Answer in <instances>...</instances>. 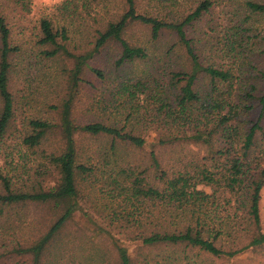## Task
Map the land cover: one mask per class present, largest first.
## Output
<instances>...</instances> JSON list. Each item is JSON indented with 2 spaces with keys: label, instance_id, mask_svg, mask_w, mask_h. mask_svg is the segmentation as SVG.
<instances>
[{
  "label": "trees",
  "instance_id": "16d2710c",
  "mask_svg": "<svg viewBox=\"0 0 264 264\" xmlns=\"http://www.w3.org/2000/svg\"><path fill=\"white\" fill-rule=\"evenodd\" d=\"M98 1L83 0V6ZM211 5V0H196L188 12L169 20L137 11V0H122L120 11L103 28L95 30L92 46L81 54L68 50L65 27H55L51 19L41 18L38 43L45 47L42 56H64L71 59L72 65L66 74L67 90L48 104L49 110L56 114V121L33 115L21 127L15 125L16 97L10 87L11 60L18 47L12 44L8 19L0 12V264H43L46 250L80 208L77 180L91 175L95 167L78 159L75 139L78 133L105 137L108 147L98 157L104 168L111 161L117 168L107 176L112 191H116L109 193L111 197L123 194L131 206L127 211L114 210L110 215L109 223L119 224L118 230H108L116 264H133L129 250L132 244L141 247L168 243L197 248L228 260L243 252L264 249L259 212L264 168L258 167V153L251 156L258 136L264 140V69L255 67L254 79L247 72L244 78L250 77L251 84L243 94L234 79L241 73L234 75L231 67L202 62L194 37L188 31L210 11ZM246 5L252 11H264V3L247 1ZM132 23L147 27L153 41L164 32L174 34L176 40L169 51L179 47L186 54V63L178 68L163 63L160 73L128 83L132 90L129 95L138 97V102H132L133 107L138 105L156 131L152 142L123 127L100 121L80 124L72 115L84 69L98 78L104 77L100 69L88 63L104 46L118 45L119 54L112 60L115 69L147 58L143 47L131 44L125 37ZM246 30L233 28L230 46L235 45L231 49L238 54L245 52L240 51L243 44L240 39ZM260 37L264 42V34ZM257 54H264V50L245 53L244 62ZM252 111L254 119L243 130L241 117ZM12 129L18 132L13 137L19 141L18 145L37 157L30 163L28 154L16 152L25 159L22 176L12 171L16 169L12 166L16 154L13 148H3L6 138L12 136ZM49 134L59 136L60 151L41 150ZM183 144L202 147V156L186 162L178 157L166 170L157 147ZM121 146L149 148L146 161V156L139 162L110 159ZM30 205L46 209L50 219L39 235L24 240L23 229L29 223L26 213L18 209ZM222 235L229 237L226 244Z\"/></svg>",
  "mask_w": 264,
  "mask_h": 264
},
{
  "label": "rangeland",
  "instance_id": "374dc122",
  "mask_svg": "<svg viewBox=\"0 0 264 264\" xmlns=\"http://www.w3.org/2000/svg\"><path fill=\"white\" fill-rule=\"evenodd\" d=\"M247 1L264 3V0H211L210 11L193 23L188 31L189 36L194 37L197 54L204 64L231 67L234 75L241 73L234 79L235 85L240 86L243 94L246 88L250 89L251 84L250 77L244 78L247 72H251L253 78L256 75L255 67L264 69V54L249 57L252 60L250 63V60L244 62L243 59L244 54L251 50L252 53L264 50V42L260 41V35L264 34V11H252L246 5ZM195 3L196 0H137V11L175 20L194 7ZM83 4V0H0V12L7 17L10 25L11 42L18 47V52L12 56L10 73V87L16 97L17 127H21L26 118L33 115L56 121V114L49 110L48 104L57 101L58 95L67 90L66 74L72 61L64 56H42L45 47L38 43L40 19L49 18L55 27H65L68 50L73 54H81L92 46L95 30L103 28L106 21L120 11L122 0H99L91 4L86 3V6ZM233 28L247 29L240 39L243 43L240 51L245 50L244 54H238L235 49H231L232 46L236 47L230 46L233 41ZM125 37L131 44L143 47L147 58L115 69L112 60L119 54L118 45L109 43L104 46L99 53L88 59V63L100 69L104 77L98 78L88 69H84L81 75L83 81L78 83L72 115L80 124L100 121L123 127L152 142L156 138V131L143 116L138 105L136 104L137 109L133 107V103L138 102V97L129 95L132 90L128 83L146 78L151 73H160L164 68L163 63L178 68L186 63V54L179 47H173L169 51L176 40L174 34L164 32L153 41L149 39L148 28L139 23L130 24L125 31ZM240 70L244 71L245 75ZM254 114L252 111L241 117L240 125L243 130L248 128ZM193 123L194 121L192 125ZM17 133L13 130L12 136L6 138L3 148H13L14 153L20 150L22 154H28L30 163L31 160H37L35 155L29 154V150L18 145L19 141L13 139ZM75 135L78 159L86 161L95 167V170L91 175L78 178L77 197L80 208L73 213L46 250L43 264H116V253L110 243L108 230H118L119 224L111 225L110 215L114 210L121 211L125 208L127 211L131 206L123 199V194L111 197L109 193L112 191V185L108 183L110 180L107 176L117 168L112 161L104 168L98 157L99 153H103L108 147L105 137L79 133ZM260 137L258 136L257 146L251 156L254 157L258 153V167L264 168V140ZM61 148L59 136L49 134L47 139L43 140L41 150L49 153L60 151ZM147 150V147L121 146L116 149L117 154L110 159L116 157L123 161L139 162L146 156V161ZM156 151L166 170L178 157H183L186 162L195 159L193 157H201L203 153L202 147L189 144L157 147ZM24 160L18 153L14 155L12 166L16 169L12 171L17 175H23ZM18 211L26 213V222L29 223L27 228L23 229L24 240H31L39 235L50 219L46 209L33 205ZM259 212L261 227L264 229V185L260 191ZM221 240L226 244L229 237L222 235ZM129 250L133 264H264V249L261 252H243L233 260L217 258L197 248L160 242L141 247L132 244Z\"/></svg>",
  "mask_w": 264,
  "mask_h": 264
}]
</instances>
